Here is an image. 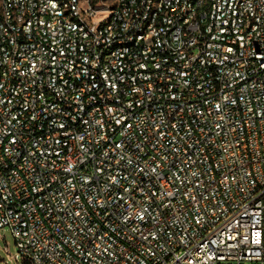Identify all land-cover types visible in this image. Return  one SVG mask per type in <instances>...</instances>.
Instances as JSON below:
<instances>
[{"label":"built area","instance_id":"2783aa9c","mask_svg":"<svg viewBox=\"0 0 264 264\" xmlns=\"http://www.w3.org/2000/svg\"><path fill=\"white\" fill-rule=\"evenodd\" d=\"M0 230L24 264H264V0H0Z\"/></svg>","mask_w":264,"mask_h":264},{"label":"rangeland","instance_id":"374dc122","mask_svg":"<svg viewBox=\"0 0 264 264\" xmlns=\"http://www.w3.org/2000/svg\"><path fill=\"white\" fill-rule=\"evenodd\" d=\"M94 1V0H93ZM96 4L104 7H112L114 0H96ZM18 258L17 249L11 234L6 230H0V264H24Z\"/></svg>","mask_w":264,"mask_h":264},{"label":"trees","instance_id":"16d2710c","mask_svg":"<svg viewBox=\"0 0 264 264\" xmlns=\"http://www.w3.org/2000/svg\"><path fill=\"white\" fill-rule=\"evenodd\" d=\"M93 2H96V0H94Z\"/></svg>","mask_w":264,"mask_h":264}]
</instances>
